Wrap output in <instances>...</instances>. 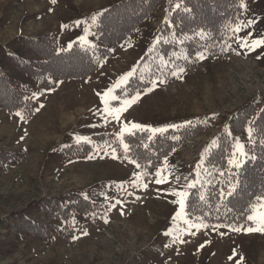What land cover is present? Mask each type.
Masks as SVG:
<instances>
[{
  "label": "rangeland",
  "instance_id": "374dc122",
  "mask_svg": "<svg viewBox=\"0 0 264 264\" xmlns=\"http://www.w3.org/2000/svg\"><path fill=\"white\" fill-rule=\"evenodd\" d=\"M118 1L0 0V68L37 103L29 119L0 108V150L19 155L17 164L0 170V264H264V231H247L264 228V196L246 223L224 225L189 218L185 209L177 216L181 197L174 195H187L198 183L206 149L235 110L254 98L264 103V44L253 46L264 40V0L242 5L229 51L200 52L189 69L153 56L168 0L90 77L51 78L55 87L45 89L9 61V55L38 59L15 40L20 35L62 34L59 49L73 40L93 42L96 14ZM125 100L134 102L114 119L110 113ZM199 119L210 126L152 170L131 159L128 146L125 151L127 136L178 130ZM132 124L143 129L124 131ZM244 152L237 133L231 163ZM67 194H80L94 208L73 213L63 236L15 238L17 224L12 232L4 228L15 213L40 220L36 202Z\"/></svg>",
  "mask_w": 264,
  "mask_h": 264
},
{
  "label": "trees",
  "instance_id": "16d2710c",
  "mask_svg": "<svg viewBox=\"0 0 264 264\" xmlns=\"http://www.w3.org/2000/svg\"><path fill=\"white\" fill-rule=\"evenodd\" d=\"M163 1L121 0L105 7L91 24L97 41L93 47L75 42L67 49H59L55 35H20L15 40L38 59L27 61L9 55V61L45 89L55 87L49 82L51 78L90 77L111 49L126 44L141 28L142 22L151 19L152 14L161 9ZM247 1L168 0L153 56L189 69L200 52L206 55L224 53L225 47L232 44L234 25L241 18L242 5ZM36 106L29 93L0 68V108L21 113L29 119ZM209 126V119H199L178 130L169 129L156 134L140 131L127 136L130 158L141 168L152 170L172 151ZM237 133L245 140V152L234 164L230 161ZM80 146L86 147L84 144ZM73 152H78V146ZM18 162V153L0 150V170ZM197 181L189 188L185 199L184 209L189 218L208 224L247 222L251 206L264 196V103L260 99L241 104L228 119L227 129L216 133L214 144L206 149L201 160ZM34 205L39 215L36 219L40 220L15 213L11 215V221H3L5 226H2L12 232L11 227L17 224L13 231L15 238L30 235L50 240L56 234L64 235L62 226L66 227L73 213L87 214L94 208L93 202L80 194L45 197ZM66 234L71 235L70 231Z\"/></svg>",
  "mask_w": 264,
  "mask_h": 264
},
{
  "label": "snow or ice",
  "instance_id": "6c2138e0",
  "mask_svg": "<svg viewBox=\"0 0 264 264\" xmlns=\"http://www.w3.org/2000/svg\"><path fill=\"white\" fill-rule=\"evenodd\" d=\"M56 0H52V3H55ZM79 23V22H78ZM259 44H264V40H260V41H253V46H257ZM200 58H203L202 54H200ZM180 71L182 72L183 69H180ZM132 73H128V75H131ZM175 75V73H174ZM127 77H122L121 78V82H124L126 81ZM117 87L119 86V84L116 85ZM112 92L111 89H109V92L108 93H105L104 95L107 96L109 95L110 93ZM113 99H115L116 97H112ZM133 101H128V100H125L124 101V107H121V108H117V109H114L112 111V114L113 115V118L114 119H119V113H121L122 111L126 110V107L129 106ZM18 116H20L21 114L20 113H17ZM21 119H23V116H21ZM131 129H143V126L142 125H139V124H132L131 125V128H129L127 125H125V128H124V131H131ZM154 131H162V130H154ZM121 143H123V141H121ZM125 147V151H127V145H124ZM238 148H241L242 149V146H238ZM113 152H115V149H113ZM231 163V161H230ZM162 182L161 180H157V183H160ZM174 195H177V196H180L181 199L179 201H177L179 204H180V209L181 211L177 213V216H180L183 212V209H184V199L183 197L186 196V193H174ZM250 220L251 219H254L255 217L253 216H249L248 217ZM261 223L264 224V214H261ZM237 231H239L240 229H235ZM253 230H261V231H264V228H259V229H247V231H253Z\"/></svg>",
  "mask_w": 264,
  "mask_h": 264
},
{
  "label": "crops",
  "instance_id": "0c3cea01",
  "mask_svg": "<svg viewBox=\"0 0 264 264\" xmlns=\"http://www.w3.org/2000/svg\"><path fill=\"white\" fill-rule=\"evenodd\" d=\"M45 34V33H44ZM47 34V33H46ZM40 35H42V34H40ZM62 34H59L58 33V38H61L62 36H61ZM36 36H39V35H28V37H36ZM60 40V39H59ZM74 42H75V40H73ZM95 43H96V39H94L93 40V42H91V43H83V44H85V45H95Z\"/></svg>",
  "mask_w": 264,
  "mask_h": 264
}]
</instances>
